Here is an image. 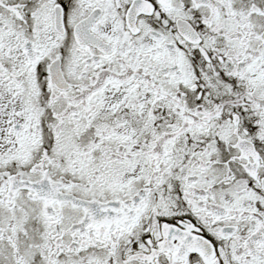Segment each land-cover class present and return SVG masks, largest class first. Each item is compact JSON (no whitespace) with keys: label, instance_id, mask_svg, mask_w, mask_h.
<instances>
[{"label":"snow or ice","instance_id":"obj_1","mask_svg":"<svg viewBox=\"0 0 264 264\" xmlns=\"http://www.w3.org/2000/svg\"><path fill=\"white\" fill-rule=\"evenodd\" d=\"M0 264H264V0H0Z\"/></svg>","mask_w":264,"mask_h":264}]
</instances>
